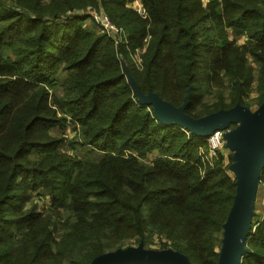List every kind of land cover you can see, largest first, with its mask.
<instances>
[{
    "label": "trees",
    "instance_id": "1",
    "mask_svg": "<svg viewBox=\"0 0 264 264\" xmlns=\"http://www.w3.org/2000/svg\"><path fill=\"white\" fill-rule=\"evenodd\" d=\"M131 2L0 0V264H89L132 240L217 264L232 153L160 122L125 71L176 106L190 90L193 117L260 105L264 0ZM100 9L122 42L87 25ZM245 245L240 264H264V214Z\"/></svg>",
    "mask_w": 264,
    "mask_h": 264
},
{
    "label": "water",
    "instance_id": "2",
    "mask_svg": "<svg viewBox=\"0 0 264 264\" xmlns=\"http://www.w3.org/2000/svg\"><path fill=\"white\" fill-rule=\"evenodd\" d=\"M126 69V67H125ZM126 77L141 104L152 106L156 118L164 124H178L192 134L208 136L217 129L224 133L226 147L232 153L229 168L235 177L236 192L228 216L222 225V240L217 264H240L248 252L245 245L255 216L259 179L264 167V101L257 108L237 102L230 108L193 117L186 112L191 91L184 102L173 105L157 92L147 93L131 72ZM237 125L231 128V124ZM89 264H193L189 256L173 248H147L143 241L100 253Z\"/></svg>",
    "mask_w": 264,
    "mask_h": 264
},
{
    "label": "built area",
    "instance_id": "3",
    "mask_svg": "<svg viewBox=\"0 0 264 264\" xmlns=\"http://www.w3.org/2000/svg\"><path fill=\"white\" fill-rule=\"evenodd\" d=\"M131 5L136 9V11L143 17L147 16V10L143 6L141 0H132ZM93 21L101 28L103 31L107 32L111 36L115 43H120L124 40V31L122 27L117 26L109 17L105 11L100 9L98 12H92ZM228 129H217L213 133L207 136V142L209 147V152L211 156H215L218 152L222 151L226 147V140L224 138V133ZM263 188L264 194V167L261 171V176L259 179V189Z\"/></svg>",
    "mask_w": 264,
    "mask_h": 264
},
{
    "label": "rangeland",
    "instance_id": "4",
    "mask_svg": "<svg viewBox=\"0 0 264 264\" xmlns=\"http://www.w3.org/2000/svg\"><path fill=\"white\" fill-rule=\"evenodd\" d=\"M205 1H207V0H205ZM103 10V9H102ZM104 11V10H103ZM93 12H98V11H93ZM106 13V12H105ZM93 23H95L94 21H93V19H92V15L90 16V18L87 20V25H90V24H93ZM96 24V23H95ZM243 41V39H241V42ZM145 47H146V45L143 47V48H138L137 50H136V53H134L133 55H132V58H133V60H134V62H136L137 64L138 63H140V61H141V53H143L144 51H145ZM123 63H124V65H127L128 63H127V61L125 60H123ZM257 95V93L255 92V91H253L252 92V94H251V96L254 98L255 96ZM258 105L259 104H255V103H253V104H251V106L250 107H252L253 109H255V108H257L258 107ZM209 148V147H208ZM220 152H222V153H225V154H227L228 155V153L230 152V150L227 148V147H225L222 151H220ZM36 200L39 202V206L42 208L43 207V203L45 202V203H47V200H48V198L45 200V199H40L39 200V198L38 197H36ZM45 207H48V204H45ZM255 211H256V213H255V217H258V218H261L262 217V215L264 214V194H263V188H260L259 190H258V194H257V199H256V201H255ZM139 244V241L138 240H132L131 242H130V244H128V245H134V246H136V245H138ZM145 245V247H147V248H154V249H161V244L158 242V241H154V242H152V243H147V244H144Z\"/></svg>",
    "mask_w": 264,
    "mask_h": 264
}]
</instances>
